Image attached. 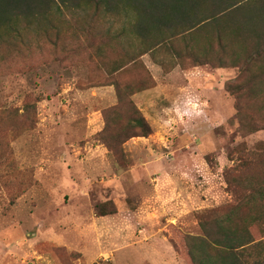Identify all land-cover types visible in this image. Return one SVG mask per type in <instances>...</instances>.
Here are the masks:
<instances>
[{
	"label": "rangeland",
	"instance_id": "1",
	"mask_svg": "<svg viewBox=\"0 0 264 264\" xmlns=\"http://www.w3.org/2000/svg\"><path fill=\"white\" fill-rule=\"evenodd\" d=\"M122 24L113 22L112 35ZM36 35L22 32L27 44ZM125 39L120 47L135 52ZM58 43L54 54L44 46L33 62L0 71V111L36 107L32 129H9L0 160V264H186L170 227L200 235L197 215L231 202L230 159L264 144V131L242 128L225 89L238 68L192 67L159 51L110 75L122 62L114 45L100 63L82 37L66 32ZM114 82L149 86L132 100L151 134L126 141L119 159L99 139ZM103 204L114 213L100 216Z\"/></svg>",
	"mask_w": 264,
	"mask_h": 264
},
{
	"label": "trees",
	"instance_id": "2",
	"mask_svg": "<svg viewBox=\"0 0 264 264\" xmlns=\"http://www.w3.org/2000/svg\"><path fill=\"white\" fill-rule=\"evenodd\" d=\"M113 22H123L115 35ZM62 24L68 26L64 31L58 27ZM23 31L37 33L35 45L24 42ZM66 32L82 37L100 63L114 45L122 62L113 63L110 75L144 55L155 60L159 51L192 67L238 68L240 77L225 85L234 97L235 115L242 128L264 131V0H0V71L33 62L44 46L54 54ZM39 35L42 43L37 42ZM122 37L131 41L128 48L137 43L135 52L120 47ZM176 43L183 46L181 51L175 49ZM230 57L232 64L227 66ZM252 66L259 70L257 75L245 77ZM113 87L117 101L102 113L99 139L119 159L126 141L151 134L132 100L149 86L139 82L121 87L114 82ZM35 114V104L25 101L20 109L0 111V160L9 129L16 131L20 123L32 129ZM247 153L237 162L230 159L233 166L224 175L231 202L197 215L200 235L170 227L169 242L186 264H264V144ZM105 207L99 206L100 216L114 213Z\"/></svg>",
	"mask_w": 264,
	"mask_h": 264
},
{
	"label": "crops",
	"instance_id": "3",
	"mask_svg": "<svg viewBox=\"0 0 264 264\" xmlns=\"http://www.w3.org/2000/svg\"><path fill=\"white\" fill-rule=\"evenodd\" d=\"M217 70H223V71H224V70H227V68H217ZM216 72H220V71H216ZM216 74H219V73H216ZM157 87L159 88V84H157V82H156V88H157ZM192 106H193V107H194V106H197V104L194 103V105H192Z\"/></svg>",
	"mask_w": 264,
	"mask_h": 264
}]
</instances>
